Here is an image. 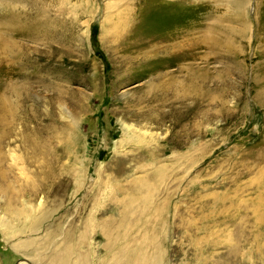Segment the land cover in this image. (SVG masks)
<instances>
[{
    "label": "rangeland",
    "instance_id": "obj_1",
    "mask_svg": "<svg viewBox=\"0 0 264 264\" xmlns=\"http://www.w3.org/2000/svg\"><path fill=\"white\" fill-rule=\"evenodd\" d=\"M226 1L0 0V264L104 260L116 184L165 201V264H264V0Z\"/></svg>",
    "mask_w": 264,
    "mask_h": 264
},
{
    "label": "bare ground",
    "instance_id": "obj_2",
    "mask_svg": "<svg viewBox=\"0 0 264 264\" xmlns=\"http://www.w3.org/2000/svg\"><path fill=\"white\" fill-rule=\"evenodd\" d=\"M225 2L228 3V1L226 0ZM12 19L13 18L10 17L6 20V22H11ZM9 25L7 26L10 27ZM3 37L4 35L0 33V39L1 38L4 39ZM2 48L4 52H7V50L5 49L6 47L4 48V45H2ZM12 51H13V48H12ZM9 54L11 53H8V55ZM3 62L5 61L3 60ZM158 120L160 119H157L156 122H158ZM154 122H155V119H154ZM125 129L128 130L129 128L125 127ZM143 134L145 135L147 133L143 132ZM123 144L124 143H122L121 145ZM149 155L150 154H147L148 157ZM142 156L143 155H139L134 158L140 159L142 158ZM155 170L161 171L160 168H157ZM152 174H155V173H152ZM157 174H159L158 177L160 179L162 177V171L160 173L157 172ZM146 184L148 183L145 180H143L140 184L142 186L139 188V190L149 192L151 189L147 188ZM100 187L105 188V186H100ZM124 189L125 187L123 188L119 186L118 184H116L115 186L106 188L107 192L105 194V198L116 209L117 216L115 217V220L117 222L110 221L107 223L99 224L100 226L103 227V231H100L98 235L101 238V240H103L102 250L105 252L106 257L104 260H100L98 264H165V261L160 259L163 257L165 253L162 252L161 243L158 237L160 234L159 230H165L167 227L166 221L163 219L165 214L169 215V211L164 210L165 205H166L165 201H162L160 203V207L156 210L154 209H149L148 211L140 210L139 212L138 208L134 206V204L132 203V198L134 195H136L134 199L137 201H141L142 198L140 194H137V193L130 194L131 191L129 187H126L125 190ZM118 194H122V195L126 194V195L124 197L116 198ZM145 199L146 201L149 200V198H145ZM21 215H22V210H17L13 213V217L14 216L19 217ZM137 219H140V220H137ZM94 220H95V217L93 216V214H90L87 217V220L83 224L84 225L83 229H85L86 226L91 221H94ZM40 221L41 220L38 218L33 224H31L28 230L36 231L37 226ZM140 223H142V225ZM137 229H140V233L132 237L131 238L132 241H130V235L132 231L137 230ZM184 229L185 231H183ZM184 229L182 230V232L185 233L183 236L184 241H180L179 244L176 243L175 246H178V248H175V249H178V252L181 253L185 247H188L189 249L187 251V254H190L191 256L193 255L195 257V254L199 252V245L201 241L196 239L192 235L193 233L191 234L189 233L192 231L190 225H185ZM199 229L202 231H205L204 226H201ZM67 233L68 231H66L65 234ZM87 237H90V236L86 235L84 231H82L81 233L79 232L75 234V236H73L70 233L64 236L61 242V246H62L61 255L54 259V264H68L71 256L73 257L72 264H88V258L86 257V254L82 251L80 252L81 248L88 246L86 245ZM74 239H75V242H73ZM163 240H166V239H164L163 237ZM186 242H188L187 245H186ZM201 243L205 244L204 242H201ZM149 250L152 251V255H148ZM49 263L53 264V260H51Z\"/></svg>",
    "mask_w": 264,
    "mask_h": 264
}]
</instances>
